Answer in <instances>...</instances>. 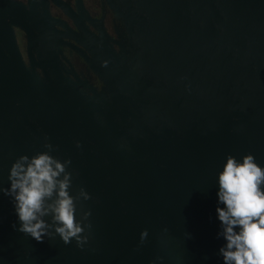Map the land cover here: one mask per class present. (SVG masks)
Segmentation results:
<instances>
[{"label":"water","instance_id":"obj_1","mask_svg":"<svg viewBox=\"0 0 264 264\" xmlns=\"http://www.w3.org/2000/svg\"><path fill=\"white\" fill-rule=\"evenodd\" d=\"M108 3L124 27L119 51L101 30L105 44L86 46L94 58L76 49L98 92L68 77L60 56L71 34L55 29L44 0H0V186L47 136L71 161L73 190L92 197L81 202L91 228L78 249L14 231L0 194V264H220L215 172L226 154L264 165V0Z\"/></svg>","mask_w":264,"mask_h":264},{"label":"clouds","instance_id":"obj_2","mask_svg":"<svg viewBox=\"0 0 264 264\" xmlns=\"http://www.w3.org/2000/svg\"><path fill=\"white\" fill-rule=\"evenodd\" d=\"M75 146L80 147L78 141ZM41 147L31 155L17 156L7 169V186H0L15 217L10 227L37 243L58 237L80 249L91 228L90 211L81 202L92 197L83 186L73 190L71 161L52 154L55 145L47 136ZM214 186L215 239L221 241L215 255L220 264H264V165L250 153L239 159L226 154L215 172ZM147 235L142 229L139 242ZM149 264H162V257Z\"/></svg>","mask_w":264,"mask_h":264},{"label":"flooded vegetation","instance_id":"obj_3","mask_svg":"<svg viewBox=\"0 0 264 264\" xmlns=\"http://www.w3.org/2000/svg\"><path fill=\"white\" fill-rule=\"evenodd\" d=\"M16 1L22 2L24 5H27L28 2V0ZM44 1L47 4L50 16L60 22V24L54 26L55 29L61 32L68 31L71 34L70 38L63 37V41L68 44L62 50L64 58L60 56L65 68L72 72V74H68V77L71 80L86 81L87 84L94 87L98 92L102 91L103 84L101 80L76 49L84 52L86 56L91 57L92 55V58H94L93 54L90 55L86 46L94 49L99 48L101 43L105 44V36H99L102 35L100 34L101 30L106 34L108 39L107 44L116 52L119 51V47L115 41H120L121 35L124 34V27L111 10L108 0H56L68 6V11L78 23H83V28H79L68 13L58 4H55L52 0ZM62 24L66 25V28ZM85 31L98 38L96 40L90 38ZM14 34L25 64L28 65L25 34L18 28H14ZM37 71L40 73V70Z\"/></svg>","mask_w":264,"mask_h":264}]
</instances>
